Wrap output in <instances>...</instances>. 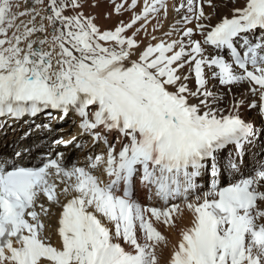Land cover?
Instances as JSON below:
<instances>
[{
  "label": "snow or ice",
  "instance_id": "obj_1",
  "mask_svg": "<svg viewBox=\"0 0 264 264\" xmlns=\"http://www.w3.org/2000/svg\"><path fill=\"white\" fill-rule=\"evenodd\" d=\"M138 4H115L133 16L102 30L83 0H0V117L72 113L92 140L83 162L0 152V264H264V164L245 158L264 129L241 113L264 118V0L215 24L213 0H182L183 27L143 47L168 0ZM158 225L178 231L170 249Z\"/></svg>",
  "mask_w": 264,
  "mask_h": 264
},
{
  "label": "bare ground",
  "instance_id": "obj_2",
  "mask_svg": "<svg viewBox=\"0 0 264 264\" xmlns=\"http://www.w3.org/2000/svg\"><path fill=\"white\" fill-rule=\"evenodd\" d=\"M142 0H139V3ZM238 1V0H236ZM112 4L108 3V0H83L84 6L79 9L86 16L90 15L95 18V22L101 27L102 30L114 29L120 21L125 23L130 22L133 11H121L120 14L115 12V4L123 3V0H112ZM131 0H128L130 3ZM177 2V3H176ZM177 7L182 2V0H176ZM243 0L239 1L235 7L241 6ZM144 3V0H143ZM215 4V3H214ZM218 4L216 3L215 12L212 15L211 22L215 24L219 21V19L224 15H231V9L234 5H229L221 0H218ZM173 5V4H172ZM139 6V5H138ZM127 7V5H125ZM206 14L213 13V9L208 7L207 4L204 5ZM208 7V8H207ZM142 8V7H141ZM136 13H139V10L135 9ZM123 13V14H122ZM71 14V13H69ZM185 10H181L177 13L174 8L172 11L171 18L169 19V23L165 25L163 23L162 28H158L155 32L153 31L156 22L154 19H149V23H147V35L143 31L139 33L137 39L142 42L141 46L143 47L147 43L150 42L151 36L155 35L158 39L164 38L169 39V37H165V32H172L173 27L176 29H180L183 27L182 24H177L176 22L181 19L183 15H185ZM165 20V19H164ZM158 21V20H157ZM168 22V21H167ZM144 21H140L137 25L134 26L133 29L129 30L127 33L131 35L133 31L140 27V24H143ZM195 21L193 23L188 24L187 27H194ZM178 33L173 32L171 39H177ZM196 38H199L198 36ZM152 43H156L158 41H151ZM211 51V49H209ZM219 87L222 91L226 92V89H223V86H218L215 80L210 81L209 87L216 91V87ZM190 87H195L194 81L190 83ZM249 88L248 84H243L239 87H234L233 92L239 94L241 91H247ZM249 99H254L249 97ZM258 99V98H255ZM229 102V98L225 97L224 106H227ZM241 113L243 118H245L249 122H253L257 130H261V116L256 109L252 108H242ZM61 114L52 110V116H48L47 114H40L35 118L24 117L19 121L8 120L5 117H0V122L7 120V123L2 124L0 126V152L3 153H12L18 149H28L24 155L25 162L27 160L38 161L39 157L43 155L49 147H55L52 143L54 141L55 135H59L61 139L69 140L72 137H76V141L74 144H70L67 147L60 145L55 147L58 152H63L65 155H68L67 161L76 162V161H84V157L89 153V149L92 148V140L91 137L83 134L81 129L79 128V118L74 114L70 113L68 117L63 120L58 119ZM116 136L112 134L109 139H115ZM87 141L86 147L83 151H78L75 146L76 143H83ZM104 149L103 144H99L96 146L97 154ZM117 149H119V144H117ZM232 146L229 147L226 151H231ZM246 162L249 165L253 164H264V136L258 137L251 146H248L245 153ZM250 170V168H249ZM203 187V190H207V185L204 184V181H199ZM141 200H144L143 194H141ZM190 220V214L185 213V217L183 220V224L187 225ZM159 230L169 238V249L171 244L178 242L179 234L176 229L158 225ZM165 255H167V250H165Z\"/></svg>",
  "mask_w": 264,
  "mask_h": 264
},
{
  "label": "rangeland",
  "instance_id": "obj_3",
  "mask_svg": "<svg viewBox=\"0 0 264 264\" xmlns=\"http://www.w3.org/2000/svg\"><path fill=\"white\" fill-rule=\"evenodd\" d=\"M112 0H108V3H110V4H112V2H111ZM239 1H241V0H238V1H236V3H235V5H237V3L239 2ZM176 2V0H168V16H167V18L165 19V17H164V14H163V12H161V13H159L158 15H156L155 16V18H153L152 16H150L149 17V19H154L155 20V22H156V24H157V20H159V21H161L162 23H165V25L167 24V23H169V19L171 18V15H172V11H173V5L174 4H176L175 3ZM221 2H224V3H226V4H231V5H234L233 4V2H232V0H221ZM215 3V5H216V3H217V5H219V7H221V5L220 4H218V0H213V4ZM243 3V2H242ZM143 0L138 4L139 6L136 8L137 10H139V12H141L142 11V8H143ZM173 4V5H172ZM234 5V6H235ZM142 7V8H141ZM208 8V7H207ZM129 12V11H128ZM123 14V13H122ZM129 14H130V12H129ZM165 19V20H164ZM150 21V20H149ZM168 21V22H167ZM139 23V22H138ZM149 23V22H148ZM195 26V25H194ZM56 137H58L57 135H55ZM111 140H114V138L113 139H111ZM81 144H84L85 145V147H86V144H87V141H85V142H83V143H81ZM78 149V151H82L81 149H79V148H77Z\"/></svg>",
  "mask_w": 264,
  "mask_h": 264
}]
</instances>
